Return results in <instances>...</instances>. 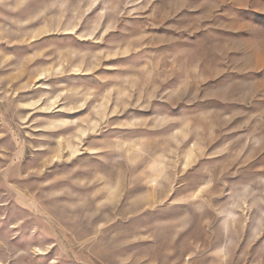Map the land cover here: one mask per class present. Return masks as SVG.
I'll return each instance as SVG.
<instances>
[{"label":"rangeland","instance_id":"rangeland-1","mask_svg":"<svg viewBox=\"0 0 264 264\" xmlns=\"http://www.w3.org/2000/svg\"><path fill=\"white\" fill-rule=\"evenodd\" d=\"M0 264H264V0H0Z\"/></svg>","mask_w":264,"mask_h":264}]
</instances>
